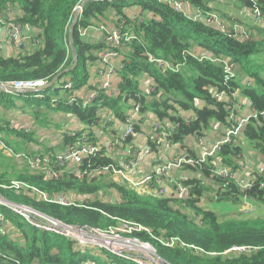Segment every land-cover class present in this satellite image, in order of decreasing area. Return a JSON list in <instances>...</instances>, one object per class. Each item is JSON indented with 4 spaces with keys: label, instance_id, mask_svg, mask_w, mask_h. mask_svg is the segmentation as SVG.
I'll use <instances>...</instances> for the list:
<instances>
[{
    "label": "trees",
    "instance_id": "1",
    "mask_svg": "<svg viewBox=\"0 0 264 264\" xmlns=\"http://www.w3.org/2000/svg\"><path fill=\"white\" fill-rule=\"evenodd\" d=\"M213 1L186 0L204 13L214 11ZM233 1L248 10L258 7L264 16V0L256 3L250 0ZM79 6H83L82 12L76 16ZM131 7H139L140 13H125V9ZM14 9L19 11L15 21L24 28L32 27L37 35L32 39L30 50L24 49L14 57L0 56L1 107L27 113L19 106L25 105L30 109L38 106L39 110L33 112L32 116L40 121L42 115L47 117L41 109L45 106L57 114L71 115L87 129L90 128L98 117L99 108L97 105L84 108L83 98L75 94L86 87L94 90L90 84L92 68L100 62L105 46L100 42L94 44L85 40L81 31L108 20L107 13L113 11L116 19L110 21L115 28H120L122 22L126 21L127 29L136 38L127 42L123 53L124 64L117 83L119 95L112 98L103 94L96 103L101 101L102 107L111 111L123 126L135 106H140L141 118L134 124V135L128 138L126 145L136 136L145 134L143 126L149 114L167 128L176 127L168 141L194 159L195 164L182 168V172L188 176L177 172L181 183L190 189L189 197H180L175 192L166 197L141 195L126 183L105 181L106 176L93 175L81 179L75 175V168L68 169L58 179L27 167L18 174L1 175L0 193L11 202L31 206L68 224L107 229L116 225L114 219L127 220L151 228L156 235L179 237L186 244L203 250L197 254L184 248L170 249L154 241L159 255L171 264H264V219L222 218L202 207L205 198L234 206L246 200L264 204V169L254 175L249 187L221 178L214 172L225 166L233 172L240 169L239 162L245 148L243 142L238 140L247 142L264 160V28L255 26L250 32L251 39L241 41L208 26L203 20H189L171 6L156 0H135L132 3L124 0H0V12L9 13ZM142 11L147 13L141 14ZM222 17L230 20L226 14ZM73 23L75 26L71 29ZM151 58L162 59L172 65L184 63V66L178 72L163 70ZM75 62L77 65L74 67ZM226 64L231 73L226 71ZM61 72L64 74L58 82L41 93H6L2 89L5 84L21 81L49 84ZM145 76L151 79L154 88L149 94L141 89ZM242 76H245L244 79ZM68 83H72V88L66 87ZM39 94H43L44 98L38 97ZM221 94L225 98L217 99L216 95ZM237 95L248 100L258 116L251 115L238 137L223 145L215 157L201 163L200 154L197 155L187 145V140L209 136L213 124L221 125L227 132L231 115L236 112L231 101ZM55 98L61 102L57 107L52 106ZM71 100L74 103L70 104ZM87 129L76 131L73 136L68 135L72 131L64 132L63 146L78 143ZM224 132L221 139L225 137ZM116 133L113 130V134ZM155 133L161 134L160 131ZM0 136L11 148L29 157L58 151L55 147L28 148L35 143L40 146L34 133L17 128L14 122L2 116ZM148 142L155 150L152 138L149 137ZM109 165L120 164L113 156L103 154L94 160L92 169ZM82 168L85 169L86 165ZM13 178L51 196L73 194L75 197H93L109 189L116 192L117 200L105 202L95 199L90 204L63 207L45 203L38 195L26 190L5 189L3 186L10 185ZM206 179L211 180L213 188L206 185ZM1 210L7 213L9 224L20 233L21 239L0 236V264L89 262L85 249L75 242L36 230L6 208L2 207ZM237 247H247L251 251L230 255L229 251ZM103 264L136 263L110 255Z\"/></svg>",
    "mask_w": 264,
    "mask_h": 264
},
{
    "label": "built area",
    "instance_id": "2",
    "mask_svg": "<svg viewBox=\"0 0 264 264\" xmlns=\"http://www.w3.org/2000/svg\"><path fill=\"white\" fill-rule=\"evenodd\" d=\"M135 0H124L126 3H132ZM159 3L171 6L176 12L183 14L187 19L193 21L203 20L208 26L220 30L223 34L230 38L239 39L241 41H248L251 39V34L244 24L236 23L234 26H227L224 20L216 13H204L202 9L195 8L184 0H156ZM256 3L258 0H250ZM83 6H79L77 14L82 12ZM252 19L256 26L264 28V16L260 8L255 7L251 9ZM77 15V16H78ZM0 23L7 27L8 38L11 43L20 47L26 40L23 26L15 20L8 21L6 16L0 12ZM100 33L99 42L105 46L101 54V60L92 72L91 85L94 90L86 96L83 102V107L87 108L91 105H97L99 114L94 124L82 133L79 142L74 145H66L65 149L57 153H49L46 155H36L29 157L24 152L20 153L11 148L5 140L0 136V151L11 155L15 160L24 163L27 168L32 171L43 173L49 178L58 179L68 169L75 168V175L81 179L87 176L111 174L116 180L130 185L136 192L141 195L166 197L177 193L180 197H189L191 195L190 189L184 184L174 181L173 175L177 172H182L184 165L195 164L194 159L189 158L186 154L174 157L157 164L152 171L137 175L141 172L145 163L153 156L158 154L159 150L164 152H171L174 145L168 141L169 136L175 132L176 127H166L162 122L156 121L154 130L160 131L161 136L154 142L156 149L151 146H137L131 147L126 153L123 164L119 163L116 158L117 154L125 149L126 141L129 137L134 135V124L138 123L141 114L140 106L137 105L129 114V117L124 125V128L119 132L118 136L109 142L102 141L96 133L100 131H108L109 125L113 126L115 122L114 115L106 108L102 107V102L96 103L99 97L103 94L116 98L119 95V89L114 83L115 77L123 69L124 56L122 53L123 46L133 39L135 35L127 29L126 21H123L120 28H112L101 24L98 26H91L86 30H82V36H86L87 32ZM159 68L163 70H171L178 72L184 66L183 64L172 65L162 59L151 58ZM222 62L221 60H214ZM228 63L227 61H224ZM226 71L231 73V69L226 64ZM47 82L21 81L5 84L2 89L6 93H11V89L20 93L26 94L29 91H36L40 87H45ZM68 89L72 88V83L66 85ZM147 88V87H146ZM152 84H148L147 94L153 91ZM38 97L44 98L43 94ZM217 99L223 100L224 95H216ZM60 100L57 98L52 100V106L60 105ZM74 100L70 101V104ZM252 116L257 117L258 114L253 111ZM264 116V113L262 114ZM251 116L248 118L238 120L234 115H231V125L226 132L225 137L214 142L210 147L208 136H204L198 140V146L202 148L200 152V162L204 163L209 158L215 157L218 152L222 150V146L229 144L235 137H238L241 130ZM113 128V127H112ZM113 133V131H112ZM69 136L75 135V132L69 133ZM96 138V140H94ZM119 151V152H118ZM118 152V153H117ZM110 155L120 165L102 166L98 169H92V163L98 159L100 155ZM86 165L83 169L82 166ZM215 174L226 180H235L239 182L236 175L228 167H220L214 171ZM139 176V177H137ZM164 182L173 186V192L168 193V189L162 186ZM246 184L244 187H249ZM8 190L29 191L32 195H38L39 199L45 203L59 205L63 207L79 206V198L73 194H58L49 195L46 192L30 186L25 182L12 181L10 185L3 186ZM6 208L12 214L21 217L29 226L41 232L50 233L67 240L75 242L83 249H97L105 251L109 255H114L136 264H171L163 259L154 245V241L170 248H184L193 250L199 254L203 252L202 249L186 244L181 238L168 235H156L154 231L137 222L127 220L114 219L116 225L110 226L107 229L95 228L88 225H74L65 223L59 219L50 217L44 213L39 212L35 208L11 202L5 197H0V236L6 237L8 235L7 226L9 225V217L7 213L2 212L1 208ZM251 249L247 247L233 248L229 253L242 254Z\"/></svg>",
    "mask_w": 264,
    "mask_h": 264
},
{
    "label": "rangeland",
    "instance_id": "3",
    "mask_svg": "<svg viewBox=\"0 0 264 264\" xmlns=\"http://www.w3.org/2000/svg\"><path fill=\"white\" fill-rule=\"evenodd\" d=\"M235 3L229 2L228 0H216L215 3L212 5L214 9L213 12L218 14L222 19H224V22L227 24V26L231 27L234 26L236 23H241L244 24L246 28L249 30V32L252 33V28H254L255 26L246 20V15L248 13L245 14V11H247V9L241 7L240 6L241 4L239 3L236 4ZM129 10L130 11L135 10L136 13H140L139 7H131V9L126 8L125 13L130 12ZM114 14L115 13L113 11H109L107 13V17L111 18L110 16ZM223 14H226L229 17L231 15L236 16L238 19L233 20L230 17V20L226 21L225 20L226 18L222 17ZM106 23L108 24V26H110L109 25L110 22H108V20L105 22L104 25H106ZM228 23H230V25ZM100 25L101 23L100 24L98 23L95 26L99 27ZM89 41L92 43L94 42V44H96V40L94 39H91ZM126 44L125 46H123V50H125ZM244 77L242 76V79H244ZM76 96L81 97L78 96L77 93ZM85 99L86 97H83V100ZM245 100H246L245 98L237 95L235 99L231 101L234 104L233 105L234 109L236 110V112L234 111V117H236L238 120L249 117V113L246 111L247 105ZM19 107H21L23 110H26L27 113H23L20 109H16L15 111H8L0 106V116L5 117L8 120L14 122L17 128L27 129L28 132L34 133V137L39 142L40 146L37 145V143H35L33 145L30 144L28 148L33 147L35 149L36 148L38 149L41 147L56 146V144H58L63 139L62 137L65 134L64 132L68 133L72 131L76 133V131L79 132L83 129L82 127L83 124H81L75 117L66 114H59V113L57 114L54 111H52L50 108H47L45 106L41 107V109L43 110L44 113L47 114L45 115L43 113L47 117H44L42 115L40 121H38L32 116L33 112L39 110L38 106H34L33 109H30L28 106L25 105H20ZM149 122L150 119L147 121V123ZM149 126L150 125H148V127ZM108 127L111 134L113 131L111 124ZM152 130L154 131V135L156 136L157 133H155L153 127ZM224 130L225 129L221 125L213 124V128L212 131L209 133V137L211 138L212 141L219 140L222 138ZM238 141L243 142L242 144L245 148V152L242 157V160L239 162L240 169H238L236 172H233L231 168L229 169L236 175V178L239 181L240 185L245 186L246 184L250 183L253 180V177L257 172H261L264 169V160L257 152L251 149L250 145L247 142L242 140H238ZM196 143L197 142H195V139L187 140V145L193 150L196 148L195 146ZM20 153L23 152L20 151ZM25 168L26 166L24 163H20L17 160H15L11 155L3 151H0V176L1 175L8 176L13 172H15V174L16 173L18 174L24 171ZM102 176H106L107 180L106 179L104 180L109 183L112 182L123 183L121 181L116 180L111 174H104V175H100L99 177ZM12 181H16V179L13 178L11 179V182ZM205 182L208 187L211 188L214 187L211 180L206 179ZM0 197H4V196L0 193ZM95 199H99L105 202L106 201L110 202L114 200L116 201L117 195L115 191L107 189L100 192L97 196H93V197L84 196L83 198H79L78 202L80 204L83 203L90 204ZM202 207L215 212L222 218L238 217L241 219L243 218L264 219V204L248 201V200L242 202L238 206H234L230 203H220L215 201L211 202L209 201V199L205 198L202 201ZM6 232H8V235L13 237L14 239H21L20 233L15 229L14 226L10 224L7 226ZM85 252L87 253V257L89 259V262L85 264H103L104 262H107L110 258L109 253L97 249H92V250L85 249ZM229 254L236 255L234 253H229Z\"/></svg>",
    "mask_w": 264,
    "mask_h": 264
},
{
    "label": "crops",
    "instance_id": "4",
    "mask_svg": "<svg viewBox=\"0 0 264 264\" xmlns=\"http://www.w3.org/2000/svg\"><path fill=\"white\" fill-rule=\"evenodd\" d=\"M215 1L216 0L213 1V4L215 3ZM228 1L229 2H232V3H235L236 2V1H233V0H228ZM236 3H239V2H236ZM130 12H131V14H133V13H135V10H131ZM146 13L147 12H143V11L141 12V14H146ZM2 14H4L6 16V18H7L8 21H11V20H15V18L19 14V11L16 10V9H14L12 12H9V13H3L2 12ZM245 14H247L246 15V20L249 23H252L254 26H256L254 24V22H253V19H252L251 10L249 11L247 9V11H245ZM110 17L111 18H108V22H110V24H109L110 26L109 27H116L115 24L112 23V21H110V20L116 19V18L114 17V15H112ZM230 17L233 20L238 19L236 16H232L231 15ZM106 21L107 20H104L103 22H101V24H105ZM97 24H95V25H97ZM106 25L108 26L107 23H106ZM23 29H24L25 36L27 37V40L20 47H17L16 45H14L13 43H11L9 41L8 33H7V27L5 25H3V24L0 23V56L1 57L9 58V57L18 56L19 54L22 53V51L24 49H27V51L31 49V47L33 46V45H31V42H32V39L35 38V36L37 35V31L35 29H33L32 27H30V26H27L25 28L23 27ZM99 36H100V33H98V32L88 31L87 34H86V36H83V38L85 40H88V41L91 40V39H94V40H96V43H99L98 42L99 41ZM87 38H89V39H87ZM34 41H37V40L34 39ZM37 43H40V41L38 40ZM122 53H124V50H122ZM95 67L92 68V71L93 72H94ZM118 82H119V76L115 77V79H114V83L116 85H117ZM148 84L149 85L152 84L151 79L148 76L147 77L146 76L143 77L142 78V81H141V89L143 91H146L147 88H148ZM249 84L251 86L252 85V82H250ZM89 93H90V87L83 88L80 92H77L78 96H81V97H82V95H83V97H86ZM245 101H246V105H247V110L246 111L249 113V116H251L252 113H253V110L250 107V104H249L248 100H245ZM147 118H148L147 121L150 119V122L149 123L146 122L145 125L143 126L144 127V131H145V134H142L141 136H139V135L136 136L135 139L130 144L125 145V149H123L122 151H120L117 154V157L116 158L119 160V163L120 164H123V160L126 157L125 154L128 153V150L131 147L149 145V142H148L149 137L152 138L153 141H155L157 138H159L161 136V134H157V136H153L154 135V131L152 130V127L154 128V124L156 123V121H158L155 118V116L149 114ZM148 125H150V126L148 127ZM82 127H83L84 130L87 129L86 127H84V125H82ZM112 127H113L112 128L113 130H116L117 131L116 134H113V133L110 134V131L108 129V131H100L99 130L96 133V135L102 141H105V142L112 141V140H114L118 136L119 132H121L123 130L124 126L121 125L120 123H118L116 121V119H115V122L113 123V126ZM224 131L226 132V130H224ZM208 138H209V143L207 144V147H210L214 142L218 141V140L212 141L209 136H208ZM189 140H192V138H189ZM195 142H197V143L195 144L196 148L194 150L196 151V154L199 155L200 152H202V148L198 146V139L195 140ZM47 147H55L58 150L57 152H60L61 150L63 151L65 149V147L63 146V139L58 144H56V146H47ZM182 154H184V151L181 150V149H179L178 147H174V149L171 152H169V151L168 152H164L162 150H159L158 151V154H156L155 156H153L151 159H149L145 163V165L143 166L141 172L138 173L137 175H144V174L152 171L153 168L157 164L161 163L162 161H166V160H169V159H173L174 157L180 156ZM183 174H186V176H188V174L186 172L183 173ZM178 175H180V174L175 173L173 175V179H174V181L180 182V178L178 177ZM137 177H139V176H137ZM162 186H165L168 189V193L169 194H171L173 192V190H174L173 189V186L170 185L169 183L164 182V184ZM80 198H83V197H80Z\"/></svg>",
    "mask_w": 264,
    "mask_h": 264
},
{
    "label": "water",
    "instance_id": "5",
    "mask_svg": "<svg viewBox=\"0 0 264 264\" xmlns=\"http://www.w3.org/2000/svg\"><path fill=\"white\" fill-rule=\"evenodd\" d=\"M95 1H108V2H114V1H116V0H95ZM78 14L76 13V16H77ZM74 26H75V24L73 23L72 24V28L71 29H73L74 28ZM77 65V62H75V64H74V67ZM64 74V72H61L57 77H55L54 79H53V81L52 82H50L49 84H47L45 87H40L36 92L37 93H41L42 91H44V90H46V89H49V88H51V87H53L57 82H58V80L61 78V76ZM11 92H17V91H14V90H10ZM32 93H35V91H29V92H26V94H32Z\"/></svg>",
    "mask_w": 264,
    "mask_h": 264
}]
</instances>
